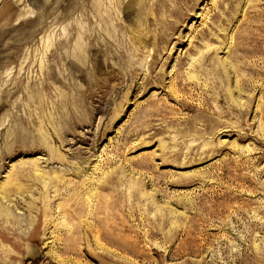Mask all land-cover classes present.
<instances>
[{
    "label": "rangeland",
    "instance_id": "374dc122",
    "mask_svg": "<svg viewBox=\"0 0 264 264\" xmlns=\"http://www.w3.org/2000/svg\"><path fill=\"white\" fill-rule=\"evenodd\" d=\"M0 264H264V0H0Z\"/></svg>",
    "mask_w": 264,
    "mask_h": 264
}]
</instances>
